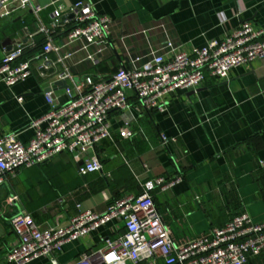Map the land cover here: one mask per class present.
Listing matches in <instances>:
<instances>
[{
  "label": "crops",
  "instance_id": "0c3cea01",
  "mask_svg": "<svg viewBox=\"0 0 264 264\" xmlns=\"http://www.w3.org/2000/svg\"><path fill=\"white\" fill-rule=\"evenodd\" d=\"M53 1L40 0L45 8L39 16L28 10L0 20V62L16 39L28 41L27 32L36 30L38 19L51 22ZM59 1L69 7L79 0ZM86 1L114 20L113 47L98 65L78 64L84 53H76L69 63L80 79L110 76L130 57L161 46L166 32L156 27L160 24L185 50L223 40L244 21L264 29V0ZM144 29L149 30L147 34L138 33ZM123 35H128L124 42ZM40 39L37 35V45ZM39 64L33 61V74L14 87L0 82V137L15 133L22 142H29L34 135L32 121L50 110L45 92L51 86L60 103L67 101L69 84L52 83L53 71L42 75ZM129 98L133 106L111 114L112 135L97 147L102 172L83 178L74 156L62 153L44 166L22 169L0 187V222L6 232L0 239V264L7 263L15 214L28 213L47 227L62 221L60 214L78 213V203L103 212L116 198L142 192L145 182L158 176L183 177L172 189L158 192L159 211L177 244L211 235L214 227L224 226L238 212L264 221V58L234 68L228 78L207 72L200 87L169 95L164 113L141 107L133 92ZM126 121L136 131L133 137L119 133ZM162 134L177 142L163 147ZM12 196L17 199L10 202ZM112 227L105 225L65 244L56 254L58 260L67 263L102 248ZM28 264L52 262L50 257H40ZM247 264H264V253Z\"/></svg>",
  "mask_w": 264,
  "mask_h": 264
},
{
  "label": "built area",
  "instance_id": "2783aa9c",
  "mask_svg": "<svg viewBox=\"0 0 264 264\" xmlns=\"http://www.w3.org/2000/svg\"><path fill=\"white\" fill-rule=\"evenodd\" d=\"M57 1L52 2L55 7L49 24L38 19L36 30L27 32L28 41L16 39L13 48L5 52L0 62V82L14 87L33 74V61L38 60L42 75L53 70L52 83L69 84L65 89L68 99L60 103L51 86L45 92L50 110L32 121L34 135L29 142H22L15 133L0 137V187L20 170L50 162L62 153L74 156L82 177L102 172L97 147L112 135L111 114L133 106L129 92L137 96L141 107L164 113L169 95L200 87L207 72L220 79L228 78L234 68L264 58V29L255 28L249 21L242 22L223 40H212L191 50L176 44L165 25L160 24L156 27L166 32L161 46L130 57L110 76L96 79L86 75L80 79L70 60L83 52L78 64L104 62L113 47L114 20L99 14L86 0L69 7ZM44 8L40 0H0V20L28 10L39 16ZM37 35L43 36L44 42L33 54L38 46ZM127 37L121 36V41ZM53 53L58 57L54 58ZM119 133L130 138L136 131L126 121ZM161 137L165 148L177 142V138L165 134ZM182 180L181 175L152 178L145 182L142 192L121 196L103 212L78 203V213L60 214L58 219L62 221L47 227L30 214L19 212L11 218L15 236L7 244L6 264H28L40 257H50L52 264H247L251 257L264 253V221L256 222L248 213L214 227L211 235L177 244L163 221L153 191L160 188L166 192ZM16 199L9 198L10 202ZM108 224L113 230L102 248L67 263L58 260L56 254L63 251L65 244Z\"/></svg>",
  "mask_w": 264,
  "mask_h": 264
},
{
  "label": "trees",
  "instance_id": "16d2710c",
  "mask_svg": "<svg viewBox=\"0 0 264 264\" xmlns=\"http://www.w3.org/2000/svg\"><path fill=\"white\" fill-rule=\"evenodd\" d=\"M43 42H44V37L41 36V39L39 40L38 46H37L36 48H34V49H35V50H36V49H37V50H40V48H41ZM27 55L29 56V53H28ZM27 55L24 56V59L28 57ZM48 163H49V162H47V163H43V164H40V165H37V166H34V167L44 166V165H46V164H48ZM20 171H21V170H20ZM20 171H19V172H20ZM19 172H18V173H19ZM18 173H17V174H18ZM17 174H16V175H17ZM16 175H15V176H16ZM10 177H11V176H10ZM81 177H82V176H81ZM8 178H9V177H8ZM83 178H86V177H83ZM7 180H8V179H7ZM7 180H6V182H7ZM6 182H5V183H6ZM5 183H4V184H5ZM4 184H3V185H4ZM158 192H161L160 188H157L155 191H153V196H154V200H155V202H156V205H157L158 208H159L160 202H159V198H158V194H159ZM139 193H140V192H139ZM120 197H121V196H120ZM120 197H119V198H120ZM116 199H118V198H116ZM116 199H115V200H116ZM115 200H114V201H115ZM114 201H113V202H114ZM241 213H242V212H241ZM241 213L238 212L237 214H233L232 217H234V216H236V215H238V214H241ZM232 217H231V218H232ZM231 218H230V219H231ZM230 219H229V220H230ZM229 220H228V221H229ZM220 227H221V226H220Z\"/></svg>",
  "mask_w": 264,
  "mask_h": 264
},
{
  "label": "water",
  "instance_id": "95a60500",
  "mask_svg": "<svg viewBox=\"0 0 264 264\" xmlns=\"http://www.w3.org/2000/svg\"><path fill=\"white\" fill-rule=\"evenodd\" d=\"M53 71V70H50ZM58 84H64L65 86L67 85L66 82L60 81L58 82ZM5 228L3 226V224L0 222V239L5 235Z\"/></svg>",
  "mask_w": 264,
  "mask_h": 264
}]
</instances>
